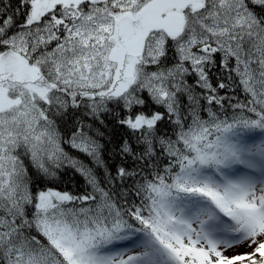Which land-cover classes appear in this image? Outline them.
Returning a JSON list of instances; mask_svg holds the SVG:
<instances>
[{
  "label": "snow or ice",
  "instance_id": "snow-or-ice-1",
  "mask_svg": "<svg viewBox=\"0 0 264 264\" xmlns=\"http://www.w3.org/2000/svg\"><path fill=\"white\" fill-rule=\"evenodd\" d=\"M0 264H264V0H0Z\"/></svg>",
  "mask_w": 264,
  "mask_h": 264
}]
</instances>
